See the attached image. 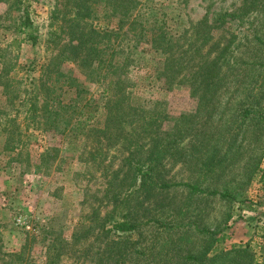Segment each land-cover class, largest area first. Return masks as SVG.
Listing matches in <instances>:
<instances>
[{"label": "rangeland", "instance_id": "rangeland-1", "mask_svg": "<svg viewBox=\"0 0 264 264\" xmlns=\"http://www.w3.org/2000/svg\"><path fill=\"white\" fill-rule=\"evenodd\" d=\"M11 1L0 0V110L13 118L15 109H21L24 91L42 82L48 66L52 73L70 74L95 93L96 101L109 100L110 106L120 103L122 92L109 99L99 97L101 89L96 91L98 86L86 81L89 68L79 58L68 61V45L78 43L70 37H79L81 31L86 35L89 24L97 29L105 25L104 0H26L23 5L29 3L32 27L23 33L19 32L22 10L11 9ZM242 1L152 0L147 4L179 21L175 28H182V39H187L209 27L216 14L239 15ZM86 10L92 13L82 19ZM245 11L247 16H237L236 23L209 30L214 37L210 57H220L222 64L217 80L203 96L193 95L186 85L167 89L147 77L141 65L128 74L136 83L132 95L139 101L136 110L128 116V109L111 110L124 119L119 132V119L106 122L108 110L103 103L98 129L87 136L73 138L41 125V130L29 131L24 150L9 151L4 148L6 137L0 134V264H184L188 255L206 252L212 257L245 249L251 254L248 261L264 264V125L260 122L264 0H247ZM206 18L209 21L204 23ZM110 23L115 28L118 21L113 18ZM74 24L72 34L68 28ZM99 36L83 37L81 57L94 42L101 48ZM86 96L81 94L76 101L83 104ZM71 98L75 96L70 93L62 96L64 102ZM242 109L250 114L239 127ZM230 122L234 123L231 133L238 128L235 143L222 168L203 181L202 166ZM141 125L148 126L147 131ZM152 146L155 152L148 163ZM146 160L145 168H151L157 184H196L202 193L143 184L134 167ZM121 219L156 220L167 227L148 224L123 236L111 228ZM243 258L235 254L231 264H249ZM217 261L230 260L220 256Z\"/></svg>", "mask_w": 264, "mask_h": 264}, {"label": "trees", "instance_id": "trees-1", "mask_svg": "<svg viewBox=\"0 0 264 264\" xmlns=\"http://www.w3.org/2000/svg\"><path fill=\"white\" fill-rule=\"evenodd\" d=\"M26 0H12L10 8L15 11L22 10L21 23L19 24V32L23 33L26 28L32 27V21L28 11V4L25 6ZM152 0H104L105 8V25L103 27H92L89 24V30L86 35L81 31V35L77 38L70 37L71 40H78L77 45L69 44L71 57L68 60L70 63L76 58L80 59V64L88 67L89 72L86 76V81L90 84L97 85L96 91L100 90L99 97L109 99L114 97L117 92H122L123 98L119 104L110 106L109 100L99 102L95 100L93 95L85 87L78 83L68 73L64 74L58 71L52 73V69L48 66L46 74L42 77V82L36 84L35 88L28 91L25 90V97L20 99V107L14 111L13 118L6 111L0 110V134L6 137L5 150L16 151L24 150L27 145V139H30L29 131L41 130V125L45 130L58 131L59 134L77 138L87 136L98 129L96 124L99 123V117L103 111L101 107L104 103L108 112L105 120L109 124L116 122L119 117L112 114V109H122L125 115L128 116L130 111L136 110L139 101L132 96L136 83L128 77L130 70L137 69L143 65L147 69V77H151L156 82L161 81L167 89L174 86L186 85L191 89L193 95L198 94L203 96L213 86L217 80L220 66V57H210V46L213 43V34L210 29L214 30L219 26H230L237 22V16H247V0L242 1V8L239 15L235 12H223L216 14L209 22V27L206 30L196 32L194 36L182 39V28L179 26V21H173L168 18V14L162 9L155 8L147 3ZM92 10H86L82 19L86 15L91 14ZM104 14V13H103ZM116 18L118 23L115 28H111V20ZM204 23L209 21L208 18L203 20ZM206 25V24H205ZM77 24L69 27V31L74 34V29ZM124 26L126 28L124 29ZM188 33V30L185 32ZM101 39L99 41L101 48L96 42L88 48V53L81 57L80 51L85 42L84 36H95ZM112 38H116L112 39ZM30 39L35 40L30 36ZM99 39V40H101ZM255 40L262 44L258 39ZM182 41H184L182 43ZM35 42V41H34ZM226 48V47H225ZM225 48L222 51H225ZM146 53L151 55L149 58H144L142 55ZM197 56L194 58V56ZM212 58V59H211ZM61 63L63 61H60ZM226 59L223 60V63ZM54 74V77H51ZM73 94L75 99L64 102L62 96L65 94ZM18 94V93H17ZM86 94L89 97H84L83 104L76 101L79 95ZM97 95V93H96ZM95 95V97H96ZM14 100L10 101L13 106ZM142 103V102H140ZM108 105V106H107ZM110 106V107H109ZM243 106V102H242ZM250 114L248 109H242L239 127L242 122ZM4 117V119H2ZM21 118V119H20ZM20 119V122H17ZM124 119L120 118L117 124V131ZM261 124L264 125V116L261 119ZM147 125V124H146ZM146 125H141L143 131H147ZM234 123L230 122L224 131L222 139L214 146L207 161L202 166V180L209 178L217 173L225 163L226 154L235 143V138L238 131L231 130ZM132 126V124H128ZM106 131L108 126L105 127ZM136 131V129H134ZM104 135L105 132L97 131V134ZM149 151L148 163L153 160L155 148ZM225 148V154H222V149ZM157 153V157H158ZM140 162V161H139ZM135 163L134 175L139 177L141 182L148 186L166 190L171 188H187L192 194L202 193L196 184L188 183H164L157 184L152 180L151 168L145 163ZM126 163L131 164V159H127ZM135 179V178H134ZM209 194V193H208ZM217 194L216 192L210 193ZM224 197L225 195H221ZM154 224L162 228L167 226L159 221L149 220L144 223L132 222L127 219H121L112 223V230L116 234L129 235L137 231L143 226ZM209 236L215 233L207 232ZM245 249L244 251H226L218 253L212 257H208V253H203L200 256L188 255L184 257V264H217V259L224 256L227 260L235 254L244 256L243 261L249 264H255L250 259L251 254ZM227 255V256H226ZM233 255V256H232Z\"/></svg>", "mask_w": 264, "mask_h": 264}]
</instances>
